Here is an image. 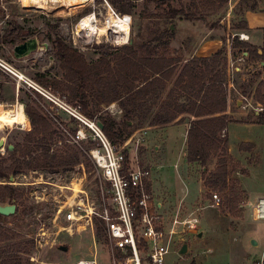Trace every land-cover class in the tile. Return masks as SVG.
Here are the masks:
<instances>
[{"label": "rangeland", "instance_id": "rangeland-1", "mask_svg": "<svg viewBox=\"0 0 264 264\" xmlns=\"http://www.w3.org/2000/svg\"><path fill=\"white\" fill-rule=\"evenodd\" d=\"M72 1H68L70 6L59 2L54 7L44 9L25 7L22 0H0L1 35H5L6 39V35L17 28L20 42L31 37L39 40L37 50L27 57L16 58L13 51L15 42L4 39V46L0 45V57L26 79L36 81L37 75L44 73L51 80H59L64 73L53 43L57 37L78 49L91 62L101 58L102 50L107 48L112 53L107 60L114 64L116 56L128 54L121 48L134 42V50L139 56L179 58V68L200 44H222L228 99L234 109L241 108L244 112L248 109L251 112L264 109V105L257 104L253 98L260 80L264 79V69L259 62L250 57L245 58L241 50L233 45L236 35L242 40L240 34L243 32L238 26L246 10L239 4L240 0H228L224 4L219 1L213 4L207 0H169L174 8L184 12L172 18L167 15L169 4H163L164 0H133L132 11L126 13L131 15L132 20L127 43L117 44L102 38L100 42L86 45L76 43V28L83 17L93 12L102 20L106 15L104 1ZM186 14L195 17L188 19ZM168 27H172L174 37L166 46L164 42L167 38L161 39L160 34ZM240 55L244 59L234 61L238 70L233 73L234 86L230 87L228 70L232 67L233 59ZM108 67L105 62L100 66L104 73L98 78L99 86L96 87L97 101L93 105L95 118L110 114L120 119L134 106L140 110L138 117L133 119L138 125L140 117L148 114L142 122V128L133 130L126 144L114 148L128 151L131 168L140 167L150 171L145 180L150 195L146 194L153 199L154 205L149 211L155 217L157 228L163 232L164 241L170 245L165 264H256L258 260H264V221H255L252 217L254 198L264 194V126H230L232 140L237 142L238 138H252L257 151L246 155L244 164L231 159L227 189L213 190L205 181L210 171L216 169L218 158L213 157L207 169L199 162L188 161L184 125L188 117L182 123L172 122L175 125L167 127L160 135L161 139L146 133L156 116L166 115V95L174 80L169 83L167 90L159 94L141 87L136 93L118 98L121 87L109 74ZM20 81L19 101H23L21 103L25 106L31 100H37L40 110L53 124L54 143L51 152L66 151L64 145L73 144L83 162L68 168H26L15 176L12 184L20 188L21 196L16 202V212L0 223V264H75L79 259L94 256L99 264H114L108 222L103 218L105 233L99 236L95 224V219H101L105 207L110 208L112 215L116 214L110 184L103 179L102 170L97 167L90 153L101 145L100 139L91 127L47 97L68 103L56 88L41 85V93L25 81ZM122 87L125 90L128 88L126 81L122 82ZM261 95L264 96V85ZM132 96V102H135L133 106L130 102ZM109 98L112 101H106ZM8 103L5 105L8 109L24 111L23 105L15 106L17 100ZM247 115L244 113L239 120L247 121ZM30 129L29 117L25 125L16 123L3 126L0 139H5V147L0 148V152L7 155L8 144L24 141ZM46 140L49 142L50 138ZM0 182L11 183L7 179ZM230 187L239 188L244 193L235 211L224 197ZM215 193L220 198L219 204L214 201ZM80 203L87 209L90 205L94 208L92 221L89 223L84 218L80 224L74 225L73 230H69L67 213ZM82 213L85 211L82 210ZM193 218H198L199 222L195 227H190L189 220ZM252 239L257 241L256 245L251 243ZM185 244L187 250L182 253ZM114 253L118 259V251Z\"/></svg>", "mask_w": 264, "mask_h": 264}, {"label": "trees", "instance_id": "trees-1", "mask_svg": "<svg viewBox=\"0 0 264 264\" xmlns=\"http://www.w3.org/2000/svg\"><path fill=\"white\" fill-rule=\"evenodd\" d=\"M113 6L123 13H130L133 9V0H109ZM220 4L227 3L228 0H207V2ZM169 4L168 17H176L184 14L181 9L174 8L169 0L162 1ZM239 4L243 10H258V0H240ZM195 16L186 14V18L194 19ZM240 30L248 28L247 21L243 18L238 26ZM20 29V27H18ZM17 28L6 35V39L15 42L18 39ZM174 37L172 27L166 28L160 38H167L164 45L169 44V40ZM56 55L60 60L63 70V78L50 79L46 74L41 73L36 77L37 83L45 88H56L62 93L68 103L80 106V111L88 119L101 122L102 131L116 147L123 144L132 134V131L142 127L143 121L148 117H140L141 121L135 125L138 117V110L134 107L132 96L130 102L132 109L127 110L124 115L117 119L107 114L95 118L93 105L96 103V87L98 78L104 73L100 66L105 62L109 65L108 72L115 82H119L121 90L118 98L136 93L141 87L148 88L150 91L160 93L167 90L171 81L172 86L168 89L165 104L166 115L156 116L152 125H166L175 121L182 123L186 115H193L195 119L190 121L187 134V158L189 162H199L205 168L213 159L217 157L216 169L210 171L209 178H206L207 185L213 190L224 191L228 187V179L231 174L229 141L226 130L233 121L231 116L226 113L228 106V88L226 85L225 61L223 63V48L218 49L211 56H194L179 68L180 59L174 57L146 56L141 57L134 50L135 44L131 42L121 49L128 52L127 55L116 56L113 63L107 60L112 54L107 48L102 50V56L97 61H88L86 56L78 49L67 44L63 39L57 37L53 40ZM234 47L244 48L249 53V57L264 62V43L262 46L254 45L250 42L240 40L236 35L233 39ZM103 47V46H102ZM180 71L177 73V71ZM175 75L176 78H175ZM126 81L128 88L122 87V82ZM264 79L259 83L255 99L264 104V96L261 95V88ZM106 101H112L111 98ZM37 100H31L25 106V112L31 122V129L26 134L24 141L13 143L14 148H6L7 155L0 152V181L9 180L11 175L18 176L26 168L37 169L45 167L68 168L83 162L81 154L78 153L73 144L66 143L65 150H53L54 143L53 124L49 118L40 110ZM127 109V108H126ZM183 115L182 117H180ZM180 117V118H179ZM50 138L49 142H46ZM251 144L243 143L241 151L246 150ZM117 148V147H116ZM52 153V154H50ZM125 155L123 173L125 174L130 167L128 151H123ZM207 169V168H206ZM145 192L149 194L145 183ZM243 190L230 187L226 194L225 201L235 211L237 205L243 200ZM244 194V193H243ZM150 195V194H149ZM20 188L12 183L0 182V202H14L20 198ZM130 196L136 202L135 230L139 236V229L136 220L142 216L143 210L139 205L142 193L134 186L130 187ZM227 197V198H226ZM147 203L153 208V199L149 196ZM95 219L97 234L103 235L105 228L102 225L103 217ZM7 216L0 214V223L5 222ZM139 249L143 252L147 249L144 242L138 243ZM124 256L119 255L123 260Z\"/></svg>", "mask_w": 264, "mask_h": 264}, {"label": "built area", "instance_id": "built-area-1", "mask_svg": "<svg viewBox=\"0 0 264 264\" xmlns=\"http://www.w3.org/2000/svg\"><path fill=\"white\" fill-rule=\"evenodd\" d=\"M104 1L106 15L102 20H99L97 14L93 12L92 20L84 22L87 16L81 19V22L76 28L74 39L81 42V45L100 42L103 38L106 41H112L117 44H125L129 41L131 32V15L118 11L109 0ZM118 23H117V22ZM123 25H119V23ZM117 23V24H116ZM96 27V28H93ZM122 27L126 28L125 30ZM242 40H247L248 35L240 34ZM78 45V44H77ZM228 70V79L232 83L234 64ZM0 68L11 76H15L18 80H23L37 91L43 93L42 86L36 81L21 79L19 71H17L10 63L0 57ZM54 101L60 108L74 116L78 120L87 124L92 128L96 137L100 139L101 145L91 150V155L95 164L102 170L103 179L110 184L113 195V203L116 214L112 215L110 208L105 207L102 212V217L108 222V236L112 242L114 264H165L166 256L170 252V245L164 241V234L156 226L155 217L150 213L147 198L149 195L145 192V180L150 175L149 170L138 168H128L127 172L123 173V163L125 155L123 151H117L114 145L97 125L83 115L80 111V106H74L63 102L59 99L47 96ZM79 137V135L77 136ZM128 140L124 142L127 143ZM124 147V146H123ZM15 182V181H14ZM11 182V183H14ZM134 186L136 190L142 193L139 200V205L142 207L143 213L136 220L139 229V236L135 230L136 218V202L132 201L130 196V187ZM216 204H219L220 198L217 193L213 195ZM82 210L85 213H82ZM94 208L90 205L87 209L84 204H78L77 208H72L66 216L70 222L69 230H73L75 224H80L84 218L87 222L92 221ZM252 217L255 221H264V195L256 198L252 205ZM199 222L198 218L189 220L190 227H195ZM144 242L147 246L145 251L139 249L138 243ZM117 250L119 255H123V260L117 259L114 251ZM75 264H99L96 257L79 259ZM256 264H264V260H258Z\"/></svg>", "mask_w": 264, "mask_h": 264}, {"label": "crops", "instance_id": "crops-1", "mask_svg": "<svg viewBox=\"0 0 264 264\" xmlns=\"http://www.w3.org/2000/svg\"><path fill=\"white\" fill-rule=\"evenodd\" d=\"M258 1H259V9L258 10H255V11L246 10L245 13H243L242 17L247 21L248 28L245 30H242V32L245 33L246 35H248V39L244 40V41L250 42V43L257 45V46H262L264 43V18H261V17H262V15H264V4H263V0H258ZM4 39H5V35H1V32H0V45L1 46H4V44H2ZM18 43H21L19 41V39H17L15 41L14 47ZM221 45L222 44H200V46L197 48V50H195L194 53H192L193 55H191V57L189 59H187L186 61L190 60L194 56H211L218 49L221 48ZM234 48L240 49L242 52L241 54L243 56H245V58H249V56H248L249 53L244 48H240V47H234ZM13 51H14V48H13ZM243 56H241L240 58L236 57L235 59H233L232 62L234 64V68H235L234 73H236V71L238 70V67L235 66L234 61L237 62L238 60L240 61V60L244 59ZM251 59L254 60L255 62H259L260 65L264 69V62L263 61L253 59V58H251ZM22 78L26 79L25 76ZM262 80H260V82ZM231 85H232V87L234 86V81L230 84V87H231ZM256 90H257V88H256ZM256 90H255V93H256ZM20 93H21V81L18 79H15V77L11 76L9 73L5 72L4 70H2L0 68V103L7 106L9 104L8 102H15L17 100V104H15V106L18 107L19 104H21V105H23V108L25 111V106L28 102L24 106V104L21 103L23 101H21V102L19 101ZM255 93L253 96L255 102H257V104L262 105V103L259 100L255 99ZM226 113H228L231 116V118L233 119V121L229 124V126L225 132L227 137H228V141H229V153H230V157H231L230 160L235 159L238 161L239 164H240V162L242 164H244L245 156L246 155H252L251 152L257 151L256 143L254 142V140L252 138H246V137L238 138L237 142H236V140H232V138L230 136V126L231 125H245V126H251V127H253V126L263 127L264 126V109H254V111H252V112L249 109L246 112H244L241 108L238 110H235L232 103H231V100L229 98ZM244 113H246V114L248 113V115L246 116L247 121H240L239 119H241V118H239V117H241V115H243ZM182 116L183 115H181L180 117H182ZM186 116H189L188 122L184 124L186 126L185 137L187 139L188 129L190 127V121L192 119H195V117L193 115H190V114L186 115ZM174 125L175 124H173V123L172 124L169 123L166 125H152V126L150 125L149 127L151 129L148 127L146 133L147 134L152 133V136L154 138L159 137V139H161L160 135H162L164 130L167 129V127H169V126H174ZM140 128H142V127H140ZM243 143H248L251 145L246 150L241 151L240 146ZM262 195H264V194H262ZM259 196H261V195H257L254 198V200L256 201V198ZM94 257H96V256H94ZM91 258H93V257H91Z\"/></svg>", "mask_w": 264, "mask_h": 264}, {"label": "bare ground", "instance_id": "bare-ground-1", "mask_svg": "<svg viewBox=\"0 0 264 264\" xmlns=\"http://www.w3.org/2000/svg\"><path fill=\"white\" fill-rule=\"evenodd\" d=\"M22 1L24 2L25 7L31 6V7H38V8H44V9L51 8V6L57 5L59 4V2H64L70 6V3H69L70 0H22ZM92 18L93 16L89 15L87 19L84 20V22H88L89 20H92ZM119 25L121 26L123 25V23L120 22ZM93 28H96V27H93ZM122 29L125 30L126 28L122 27ZM20 76L24 77L23 74H20ZM21 79H25V78H21ZM27 120H28V116L24 111L18 108L8 109L7 107H5L4 104L0 103V129L3 128V126H12L16 123L25 125ZM76 190L78 191V187L76 188Z\"/></svg>", "mask_w": 264, "mask_h": 264}, {"label": "water", "instance_id": "water-1", "mask_svg": "<svg viewBox=\"0 0 264 264\" xmlns=\"http://www.w3.org/2000/svg\"><path fill=\"white\" fill-rule=\"evenodd\" d=\"M39 48V40L37 37H31V38H27L24 39L23 42L17 44L14 47V56L16 58H24L29 56L33 51L37 50ZM97 125L99 126L100 129L103 128V125L101 122H97ZM5 147V139L1 138L0 139V148ZM8 148L9 150H12L14 148V144H8ZM10 182H14L15 181V176L11 175L10 176ZM17 210V205L14 202H0V214L4 215V216H9L11 214H14ZM251 243L253 245L257 244V241L255 239L251 240ZM62 249L66 250L67 247L66 246H61ZM187 250V245L185 244L182 249L181 252H185Z\"/></svg>", "mask_w": 264, "mask_h": 264}]
</instances>
